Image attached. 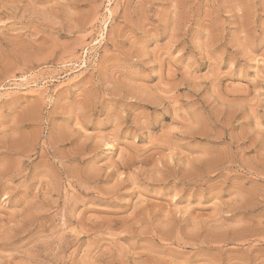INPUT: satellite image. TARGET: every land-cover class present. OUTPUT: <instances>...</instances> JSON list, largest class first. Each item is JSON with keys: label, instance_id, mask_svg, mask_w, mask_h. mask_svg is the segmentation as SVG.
Returning a JSON list of instances; mask_svg holds the SVG:
<instances>
[{"label": "rangeland", "instance_id": "374dc122", "mask_svg": "<svg viewBox=\"0 0 264 264\" xmlns=\"http://www.w3.org/2000/svg\"><path fill=\"white\" fill-rule=\"evenodd\" d=\"M0 264H264V0H0Z\"/></svg>", "mask_w": 264, "mask_h": 264}]
</instances>
